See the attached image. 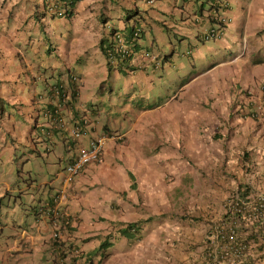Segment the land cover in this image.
Listing matches in <instances>:
<instances>
[{"label":"rangeland","instance_id":"374dc122","mask_svg":"<svg viewBox=\"0 0 264 264\" xmlns=\"http://www.w3.org/2000/svg\"><path fill=\"white\" fill-rule=\"evenodd\" d=\"M122 1L118 0L117 6ZM190 1L194 3V0H155L152 5L161 11V19L168 27H175L173 33L185 35L184 39L177 41L171 30L164 27L156 33L153 28H145L141 37L143 43L153 42L151 49L157 54L173 51L171 62H166L163 72L155 76L144 94L165 100L173 93H181L180 80L190 79L182 96L170 104L137 110L135 104L138 102L130 99L134 91L131 89L132 76L124 74H105L100 81L104 89L97 85L95 90L86 91L93 80L90 70L93 66H75L82 79L81 83L78 81L82 91L79 105L85 106L90 100L96 106V117L85 109L88 118L91 122L98 120V124L107 123L116 130L115 133H125L122 140L113 142V147L128 158L126 167L134 173L132 178H136L134 191L128 197L136 194L143 214V210L162 212L165 209V214H155L154 219H165L166 216L172 225L170 232H164L166 226L163 223L156 225L132 247L119 242L113 252L125 251L128 255L124 259H112L108 264L120 261V264H183L184 261L201 264L206 232L222 218L232 194L241 185H248L252 190V201L264 196V82H257L255 77L260 71L257 67L255 73L251 72L254 67L249 62L252 59L243 56L238 61L223 62L227 52L222 49L201 55L202 49H210L212 42L201 43L194 38L190 13L199 4H193L189 11L186 5ZM182 5L185 7L181 8ZM134 7L138 9L135 17L141 20L140 25L157 27L156 20L150 18L153 9L147 11L149 16L146 17L143 7ZM148 7L147 4L146 9ZM110 15L113 17L109 18L111 30L116 27L118 31L128 33L129 27H123L126 20L124 17L119 19V9L112 8ZM68 18L54 19L52 33L48 34L50 40L65 44L73 22ZM190 49L193 57L184 55ZM262 52L257 51L256 56L262 58ZM44 54L48 56V53ZM200 55L201 58H196ZM213 62L217 65L206 68ZM148 68L151 70L149 65ZM41 88L39 83L37 90ZM25 91L27 96L30 88ZM134 93L138 94L137 90ZM250 100L257 104L256 119L244 117ZM115 119L124 125L115 127ZM43 122L40 115L38 123ZM16 124L26 126L20 119ZM130 127L133 130L127 131ZM110 128L107 126V131ZM33 138L38 152L30 147H20L17 151L14 162L15 171H19L17 181L40 183L54 178L58 172L60 179L54 181L55 189L63 181L66 167L67 151L63 141L59 136L53 141L46 140L38 131ZM30 192L36 194L34 190ZM103 219L101 217V223L106 225ZM191 220L202 222L187 224ZM114 227L107 224L109 234L114 233ZM247 228L248 225L240 226V233H245ZM131 252L137 257L132 258ZM260 255L264 257V252ZM41 263L53 264L47 255Z\"/></svg>","mask_w":264,"mask_h":264},{"label":"crops","instance_id":"0c3cea01","mask_svg":"<svg viewBox=\"0 0 264 264\" xmlns=\"http://www.w3.org/2000/svg\"><path fill=\"white\" fill-rule=\"evenodd\" d=\"M117 1L77 0L73 14L69 17L73 21L70 27L71 32L67 34L65 44H58L50 40L48 34L52 33L54 19L64 17H48L43 14L41 0H0L1 264H42L41 260L46 255L51 258L53 264H56V260L63 256L62 250L69 252L68 256H71L73 246L89 254H95L100 242L107 235L109 237L112 235L106 230L107 224L115 226L114 236L116 237L118 228L128 223L138 222L140 240L161 223L166 226L164 232H170L172 228L166 216H164L165 219H154L155 214H165V209L162 212L143 210V214L140 212L141 207L136 194L131 198L128 197L134 191L136 178L130 177V174L134 175V173L126 167L125 163L128 158L113 147L112 138L105 143L103 161L83 170L75 182L67 187L64 204L67 206L66 209L74 215L75 222L72 227L62 231L59 238L61 242L59 239L51 238V227L39 211L40 206L46 203L45 200L50 201L51 197L61 189L63 181L53 189L54 181L60 179V173L57 172L54 178L49 181L42 180L40 183L31 180V175H29L30 183L22 184L17 181L19 171H15L14 167L17 151L20 147H30L38 152L37 143L33 138L36 131L43 134L46 140L53 141L55 136L61 138L67 151L64 157L66 164L74 153L65 145V134L56 129H45L43 132V125L48 124L45 118L43 123H38V118L46 106L56 103L57 99L50 92L52 85L61 83L68 89H76L77 96L64 107L67 119L77 117L82 113L87 115L85 109L95 117L97 116L94 102L89 100L85 106L79 105L82 91L78 81L81 83L82 79L75 71L76 65L93 66L90 68L93 80L88 83L91 86L87 87L86 91L95 90L97 85L100 89H104L105 86L100 81L105 74L107 76L124 74L132 76L131 89L138 92L136 94L133 91L130 95L132 102H138L135 104L137 110L148 107L161 108L162 104L171 103L169 100L172 95L162 100V97L152 99L148 94H144L155 76L163 72L166 62L160 68L149 70L146 67L132 73L120 70L115 63L110 65L112 68L108 66L109 60L102 53L99 43L111 31L109 18H113L110 15L112 8H118L119 19L124 17L126 20L123 24L124 29L130 28L134 21L128 20L126 14L122 12H125V9H134V5L143 7L146 13L153 9V15L150 18L162 20L159 9L152 6L146 9V1L123 0L120 6H117ZM227 2L229 6L227 15L231 21L219 38L212 42L211 48L207 50L236 51L245 59L254 57L256 52L261 50L264 55V0H227ZM124 4L127 7H124ZM148 16L147 13L146 17ZM149 26L145 24L143 28H153L155 33L161 29L153 24ZM152 45L153 42L150 41L149 44L144 43L142 46L153 54H157L151 49ZM44 53H48V56ZM201 55H203V49ZM135 58L138 63L143 62L141 54ZM258 66L260 74L255 77H257V82L262 83L264 82V63ZM72 74L78 78L75 83L68 78ZM39 83L42 88L37 90ZM182 87L179 89L181 90ZM29 88L30 91L25 96V89ZM251 103H247L248 110H251ZM18 119L24 121L26 126H18L16 124ZM113 123L115 127L124 125L117 119L113 120ZM101 126L105 130L107 126L111 127L107 123L98 124V120L94 122L90 120L82 144L87 145L88 141L98 134ZM132 130L133 127L127 129V131ZM30 190H34L36 194L34 195ZM120 194H125V196ZM128 212L130 215H127ZM101 217L104 218L106 225L101 223ZM194 223L198 222L192 220L187 222V224ZM119 242L129 245V242L122 236L115 244ZM111 248L107 249L108 256L102 264H108L115 258L124 259L128 255L125 251L112 252ZM114 255L117 256L114 257ZM129 255L132 258L137 257L134 252ZM183 264L187 263L184 261ZM259 264H264V257Z\"/></svg>","mask_w":264,"mask_h":264},{"label":"clouds","instance_id":"9594fccd","mask_svg":"<svg viewBox=\"0 0 264 264\" xmlns=\"http://www.w3.org/2000/svg\"><path fill=\"white\" fill-rule=\"evenodd\" d=\"M146 1V0H145ZM226 2V8L225 10H223V15L226 17V21L222 24L219 25V27H216V24H214V22L212 21H209L207 19H203L202 21L198 22V29H197V32L196 34L194 35V38L199 42V40L203 41V42H208V41H211L213 42L214 40H216L217 38H219V36L223 33V31L225 30V28L227 27V25L230 23V18L229 16L227 15V9H228V2L227 0H225ZM155 3V1H154ZM153 3V4H154ZM195 4V0H194V3H192V1H190L186 7L189 11H191V6ZM197 4V3H196ZM198 7L194 9V11L192 12V14L190 13V16H192V19H194V12L195 11H198V13H201L206 9L204 7H202V5H200V3H198ZM148 6H152V5H148ZM185 7V6H184ZM136 21V20H135ZM134 21V22H135ZM215 27V28H214ZM218 30H217V29ZM209 29H215L217 31V33L211 35V34H207L208 32H206L207 30ZM206 32V33H204ZM199 34V39H197V35ZM202 42V43H203ZM143 48V51L142 52H146L148 55L147 57H144V56H141V61H143L144 64V68L150 67V69H154V68H160L162 66V64H164L165 62L167 61H162L160 59H157L156 57L158 56V54H153V53H150L147 48L145 47H142ZM206 52H208L207 49H203V54H205ZM227 53L224 54L223 56V62L227 61V62H232V61H238L239 58L241 57L238 52L236 51H228L226 50ZM184 55H187V56H191L193 57V53H192V50H187L186 53ZM233 57V58H231ZM196 58H200L199 56H197ZM231 58V59H229ZM144 59H147L149 60L148 62L147 61H144ZM157 59V63L155 65H153L152 67L150 66V62L154 63L155 60ZM252 59V61H251ZM112 60V59H111ZM250 66H253V70L251 72L254 73V71L256 70L257 67H259L258 65L264 63V55H262V58L261 57H258L256 56V54L254 55V57L250 58ZM135 65H138L140 63H138L136 61V58L133 57V61H132ZM162 62V63H161ZM113 63L117 64L116 61H114ZM203 64V63H202ZM217 63L216 62H213L212 64H210L208 67L206 68H212L214 66H216ZM195 67V66H194ZM250 73V72H249ZM190 74V73H189ZM197 75V74H196ZM200 75V74H199ZM197 77V76H196ZM69 80L72 81V82H77L78 78L75 76V75H69L68 76ZM190 78V77H189ZM190 81V79H182L180 80V83H179V87L180 88L181 86H183L184 88H186L187 86V83ZM59 85H63L61 83H55L53 86H59ZM51 87V88H52ZM64 89L69 92V99L66 101V102H58V100H56V103L53 104V105H50V107L48 108L46 106V108L42 111V114L41 116L43 118H45L48 122L47 125H43L42 129H43V132L45 131V129H56L58 131H60L61 133L65 134V139H64V142H65V145L67 147L68 150H73L74 153L71 155V157L68 159L67 161V164H66V167L64 168V174H63V183H62V187L61 189L56 192L52 197H51V200L48 201V200H45L46 203H44L42 206H40L39 208V211L43 214V216L45 217V219L47 220V224L51 227V238L54 239V240H57L60 238V235L62 233L63 230H67L68 228L72 227L74 222H75V217L74 215L69 212L67 208V206H65L64 204V199L66 198V192H67V187L68 186H71L76 178L82 173L83 170L87 169L90 165L92 164H100L102 161H103V153H104V146H105V143L107 140H109L110 138L113 139V141L115 140H122L125 136V133H115L113 131H116V130H108L107 129H103L102 127L100 128V131H98V134H96L94 137H92L87 145L85 144H82V139H84L85 135L87 134V127L89 126V123H90V119L88 118V116L86 114H81L79 116H74L70 119H67L66 117V110L64 109V107L69 104V102L77 96V92H76V89L73 88V89H68L67 87H65L63 85ZM182 87L181 89V93L177 94V93H173L172 96H171V100H169V102H171L172 100H174L175 98L177 97H181L182 94L184 93V88ZM50 92H51V89H50ZM52 95V93H51ZM53 96V95H52ZM54 97V96H53ZM55 98V97H54ZM252 102L251 100L248 101L247 103H250ZM60 103V104H59ZM59 104V107L61 109V115L63 116V118L65 119L66 121V125L65 126H59L57 123H55V121L53 120L52 117H46L44 116V113H45V110H48L52 107L55 108V105ZM153 105V104H151ZM163 106V104H162ZM250 109L251 110H248L247 111H254L256 110V118L258 117V112H257V104L252 102L251 105H250ZM247 108V107H246ZM146 110H149V109H152L151 107H148V108H144ZM155 109V108H154ZM243 111V109H242ZM246 117V116H244ZM246 118H251V117H246ZM255 118V119H256ZM51 119V120H50ZM253 119V118H251ZM79 125L81 127V136L77 139H74L72 138L71 134H70V129L72 128V125ZM102 139V145H101V149H100V152H99V156L97 159H94L88 163H86L82 168L81 170L78 172V174L73 178V180L68 183L65 181V176H66V168L67 166L73 162L78 154V150L79 148L81 147H84V148H89L90 144L92 141H95L96 139ZM65 206V207H64ZM223 217V216H222ZM197 222H200V221H197ZM214 225V224H213ZM121 228V227H120ZM212 228V226L207 230L206 232V235L207 237L209 236V233H210V229ZM119 229V228H118ZM118 229L116 230V237L114 236V233L109 237V235H107L104 240L106 238H108V240L110 239L111 241V244H112V248L110 250H112V252L114 251V248L117 246V244H115V242L117 241V239H119L122 235L119 234L118 232ZM205 235V236H206ZM123 237V236H122ZM205 239V237H204ZM103 240V241H104ZM59 241L61 242V240L59 239ZM101 241V242H103ZM140 241L137 240L135 243L131 244L129 241V245L128 246H133L134 244L138 243ZM100 242V243H101ZM205 243H206V240H205ZM210 245V243H209ZM209 245H206L205 244V247H204V252H205V249L206 248H209ZM99 246V245H98ZM98 248V247H97ZM63 252V256L60 257L59 259L56 260V264H91L88 260H87V257L90 256V255H93V254H89L85 251H83L82 249H79L75 246H73L71 248V252H70V255L71 256H68L69 255V252H65L64 250H62ZM107 252V251H106ZM101 255H97V256H94L93 258V264H97L100 260H101ZM108 256V253L107 255L104 257V259H106ZM203 256H204V253H203ZM203 256H202V259H203ZM103 259V260H104ZM103 260L99 263V264H102L103 263Z\"/></svg>","mask_w":264,"mask_h":264},{"label":"built area","instance_id":"2783aa9c","mask_svg":"<svg viewBox=\"0 0 264 264\" xmlns=\"http://www.w3.org/2000/svg\"><path fill=\"white\" fill-rule=\"evenodd\" d=\"M75 1L77 2V0H41L42 12L48 17L65 18L73 14V9L76 4ZM154 1L155 0H146V3L148 5H153ZM71 2L75 4H67ZM198 2L206 9L202 14L198 13V11L194 12V19L196 21L200 22L203 19H207L214 22L216 27H219L220 24L226 21V17L222 13L226 8L225 0H199ZM206 32L211 35L217 33L215 29H209ZM123 44V38L119 37L116 45L122 49ZM147 55L146 52L141 53V56L147 57ZM51 93L58 102L63 103L69 99V92L64 89L63 85L53 86L51 88ZM59 104L55 105L56 110L53 113L52 108L45 110L44 116L50 117L52 114L51 117L55 123L63 127L66 125V121L61 115ZM70 134L74 139L79 138L81 136V127L73 124L70 129ZM101 143L102 139L98 138L91 142L89 148H79L75 160L66 168V182L70 183L86 163L98 158L102 145ZM259 200H264V196H261ZM238 203L244 204L239 198V190L234 192L227 202L223 217L210 229L208 237L210 238L209 248L211 247L213 264H247L248 255L250 259L249 264H259L261 261H258L261 252L252 249L254 244L248 243L247 245V230L245 233H240V226L244 225L245 227L247 224H243L239 219L240 215L236 210ZM248 232L252 233V230L249 229Z\"/></svg>","mask_w":264,"mask_h":264},{"label":"trees","instance_id":"16d2710c","mask_svg":"<svg viewBox=\"0 0 264 264\" xmlns=\"http://www.w3.org/2000/svg\"><path fill=\"white\" fill-rule=\"evenodd\" d=\"M199 0H195V3H199ZM76 3V1H75ZM75 3H67L69 5H74ZM185 5H182L184 7ZM126 18L128 20L136 21L130 26L128 33L124 34L116 29L111 30L106 37H103L100 40L99 47L104 54L105 57L108 58V66L114 65L113 62L116 61L117 67L124 72H133L135 70H142L144 69L143 62H141L138 65H135L133 61V57H137V55L141 54L143 51L144 46H142L144 43L141 42V37L144 31V28L142 25H140L141 20H139L135 17V15L138 14L137 9H128L125 12ZM69 15L68 17H70ZM185 19L180 20L182 23ZM157 26H159L161 29L164 27L166 30H171L173 36L177 41H180L185 38V35L173 33V28L171 25H167L166 21L163 20H156ZM181 23V24H182ZM198 22L196 20H193L190 18V25L193 26L195 29V34L198 29ZM180 25V24H179ZM177 25V26H179ZM182 26V25H180ZM194 34V35H195ZM122 37L124 44L122 46V49L119 48V46L116 45L118 42V38ZM199 34L197 35V39H199ZM199 42H203L199 40ZM145 48V47H144ZM152 53L151 51H149ZM173 51L169 54H159L156 58L160 59L162 61H170V56L172 55ZM112 59V60H111ZM155 60L154 63L150 62V66L152 67L155 65L158 61ZM144 61H147V59H144ZM111 67V66H110ZM112 68V67H111ZM50 106H48L49 108ZM56 110V108L52 107V113ZM246 113L244 116L251 117L253 119L256 118V110L247 111V108L245 109ZM52 116V114H51ZM50 116V117H51ZM55 118V116H54ZM51 120V119H50ZM130 177L132 178V174H130ZM133 179V178H132ZM239 198L241 201L244 202V204L238 203V207L236 208L237 213L240 215L239 219L243 224H247V245L254 244V247L252 249H256L259 252H262L264 250V200H257L252 201V190L248 185H241L239 187ZM228 218V217H227ZM197 218H194L196 220ZM251 229L252 233H249L248 230ZM118 232L120 235H122L127 241H129L131 244L135 243L137 240L140 239V226L138 222L135 223H128L125 224L123 227L118 229ZM244 235V234H243ZM206 245H209L210 238L205 236ZM111 246V242L106 238L103 242H101L94 252L95 254L90 255L87 257V260L93 264V258L94 256L101 255V260L97 263L99 264L104 257L107 255L106 251L108 247ZM263 258L262 255H259L258 261ZM213 255L211 253V247L206 248L204 252L203 259L201 261V264H213ZM250 259L249 255L247 256V264H249Z\"/></svg>","mask_w":264,"mask_h":264}]
</instances>
